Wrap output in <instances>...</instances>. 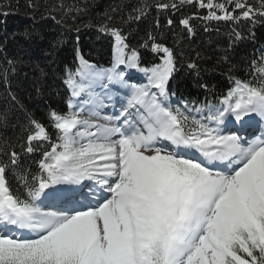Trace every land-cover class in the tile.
Returning a JSON list of instances; mask_svg holds the SVG:
<instances>
[{"label":"snow or ice","instance_id":"1","mask_svg":"<svg viewBox=\"0 0 264 264\" xmlns=\"http://www.w3.org/2000/svg\"><path fill=\"white\" fill-rule=\"evenodd\" d=\"M180 4L207 8L206 20L243 18L253 25L264 20V0L258 6L248 0ZM28 6L36 7L31 0ZM144 14L139 8L129 19L138 21ZM179 23L194 34L190 18ZM100 31L114 37L113 68L98 72L78 53L80 68L64 82L73 98L86 93L94 107L103 104L91 91L94 83L120 84L129 89L126 106L115 117L91 111L104 121L97 123L82 119L84 107L70 99L67 113L48 114L56 142L44 125L29 120L32 131L24 151L34 153L40 142L50 150L31 180L20 175L23 198L7 181L20 154L13 150L7 161L0 160V264H264V133L245 135L257 124L264 126V50L260 62H253L256 82L230 77L233 86L220 107L201 105L195 111L207 108L208 114L197 119L187 102L170 101L168 82L176 71L172 49L149 33L151 49L164 55L161 64L141 67L139 53L129 48L120 29L105 24ZM6 63L0 69L5 81L15 71V61ZM120 65L143 72L148 83L129 84L116 70ZM187 67L198 71L194 62ZM6 98L19 105L10 87ZM0 121H7L6 111ZM63 185L72 187H57ZM42 197L64 206L44 211L38 203Z\"/></svg>","mask_w":264,"mask_h":264},{"label":"trees","instance_id":"2","mask_svg":"<svg viewBox=\"0 0 264 264\" xmlns=\"http://www.w3.org/2000/svg\"><path fill=\"white\" fill-rule=\"evenodd\" d=\"M29 2L11 0L8 7L9 0H0V69L7 68V60L15 61V71L8 73L7 81L0 79V112H7V121H0V160L7 161V153L13 150L20 154V162L8 173L7 181L21 198L26 192L20 175L31 180L40 171L43 153L50 150L47 142H40L34 153L24 151L22 146L32 131L29 120L44 125L55 142L57 131L48 114L52 110L68 112L64 81L80 68L78 53L94 69L111 61L114 37L100 31L102 25L120 29L129 48L139 53L143 66L161 64L164 55L151 49L149 33L156 43L173 50L176 71L168 86L170 96L192 100L198 106L214 105L220 104L233 86L230 77L256 82L253 62H260L264 50V20L254 25L243 18L237 22L206 20L207 8L180 4V0H31L34 9ZM161 3H177L179 7L161 10ZM248 3L258 6V0ZM139 8H144L145 14L138 21L130 20ZM239 12L233 10L234 15ZM185 18H190L194 29L191 36L179 23ZM168 19L173 20L171 26ZM145 43L149 47H143ZM190 62L198 65V71L187 67ZM9 87L22 107L6 98Z\"/></svg>","mask_w":264,"mask_h":264},{"label":"rangeland","instance_id":"3","mask_svg":"<svg viewBox=\"0 0 264 264\" xmlns=\"http://www.w3.org/2000/svg\"><path fill=\"white\" fill-rule=\"evenodd\" d=\"M134 73L137 74L138 73V70H137V72L135 71ZM133 77L135 78L136 76H133ZM83 98L86 100L87 98H89V96L86 94V95L83 96Z\"/></svg>","mask_w":264,"mask_h":264}]
</instances>
